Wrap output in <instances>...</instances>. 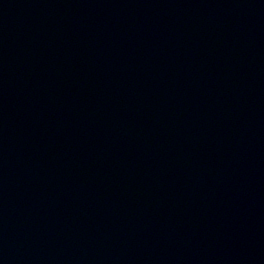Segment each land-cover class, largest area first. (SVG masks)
Segmentation results:
<instances>
[{
  "label": "water",
  "instance_id": "water-1",
  "mask_svg": "<svg viewBox=\"0 0 264 264\" xmlns=\"http://www.w3.org/2000/svg\"><path fill=\"white\" fill-rule=\"evenodd\" d=\"M0 264H264V0H0Z\"/></svg>",
  "mask_w": 264,
  "mask_h": 264
}]
</instances>
